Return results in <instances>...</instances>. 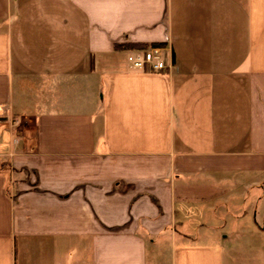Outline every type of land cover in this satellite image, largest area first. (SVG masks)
<instances>
[{
  "label": "crops",
  "instance_id": "obj_1",
  "mask_svg": "<svg viewBox=\"0 0 264 264\" xmlns=\"http://www.w3.org/2000/svg\"><path fill=\"white\" fill-rule=\"evenodd\" d=\"M258 218L264 0H0V264H264Z\"/></svg>",
  "mask_w": 264,
  "mask_h": 264
},
{
  "label": "built area",
  "instance_id": "obj_2",
  "mask_svg": "<svg viewBox=\"0 0 264 264\" xmlns=\"http://www.w3.org/2000/svg\"><path fill=\"white\" fill-rule=\"evenodd\" d=\"M164 50L165 46L154 44L145 49L129 51L127 61L129 66L136 70L154 72L171 70L174 67V63L172 60L164 59Z\"/></svg>",
  "mask_w": 264,
  "mask_h": 264
},
{
  "label": "trees",
  "instance_id": "obj_3",
  "mask_svg": "<svg viewBox=\"0 0 264 264\" xmlns=\"http://www.w3.org/2000/svg\"><path fill=\"white\" fill-rule=\"evenodd\" d=\"M118 48H124V49H133V48H147L146 45H136V44H133V43H122V44H117L116 45Z\"/></svg>",
  "mask_w": 264,
  "mask_h": 264
},
{
  "label": "rangeland",
  "instance_id": "obj_4",
  "mask_svg": "<svg viewBox=\"0 0 264 264\" xmlns=\"http://www.w3.org/2000/svg\"><path fill=\"white\" fill-rule=\"evenodd\" d=\"M166 53H167V52H165V51L163 52V55H164V59H165V60H167V58H166ZM258 222H259L261 225H263V220H262L261 218H258ZM263 226H264V225H263Z\"/></svg>",
  "mask_w": 264,
  "mask_h": 264
}]
</instances>
